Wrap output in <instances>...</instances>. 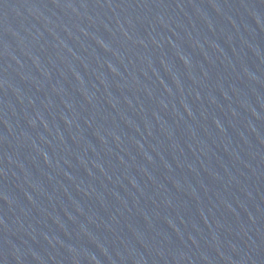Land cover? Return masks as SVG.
Here are the masks:
<instances>
[{
	"label": "water",
	"instance_id": "95a60500",
	"mask_svg": "<svg viewBox=\"0 0 264 264\" xmlns=\"http://www.w3.org/2000/svg\"><path fill=\"white\" fill-rule=\"evenodd\" d=\"M0 264H264V0H0Z\"/></svg>",
	"mask_w": 264,
	"mask_h": 264
}]
</instances>
